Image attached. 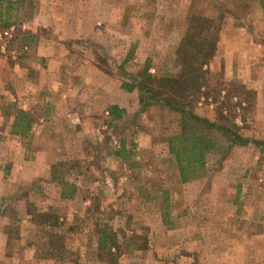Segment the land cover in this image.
Returning <instances> with one entry per match:
<instances>
[{
    "label": "rangeland",
    "instance_id": "obj_1",
    "mask_svg": "<svg viewBox=\"0 0 264 264\" xmlns=\"http://www.w3.org/2000/svg\"><path fill=\"white\" fill-rule=\"evenodd\" d=\"M195 16L217 50L193 111L219 130L183 182L180 115L122 85L177 77ZM0 32V264H264V0H0Z\"/></svg>",
    "mask_w": 264,
    "mask_h": 264
},
{
    "label": "trees",
    "instance_id": "obj_2",
    "mask_svg": "<svg viewBox=\"0 0 264 264\" xmlns=\"http://www.w3.org/2000/svg\"><path fill=\"white\" fill-rule=\"evenodd\" d=\"M10 26L6 24L5 27ZM211 20L195 16L186 35L177 50L181 64V73L175 76L156 78L145 68L140 80L123 84L124 89H137L144 96L148 106L159 105L181 117V130L168 141L169 153L174 156L183 182L195 179L194 174H204L206 157L211 149L212 140L205 130H219L217 123L200 118L193 111L205 86L206 71L204 68L214 57L217 50V36L211 31ZM113 108L110 115L115 114ZM121 112V111H120ZM122 113V112H121ZM16 125V124H15ZM231 146L241 141L238 127L231 123ZM224 129V128H222ZM125 149L122 147V152ZM122 152H119L120 156ZM63 198H68L64 195Z\"/></svg>",
    "mask_w": 264,
    "mask_h": 264
},
{
    "label": "crops",
    "instance_id": "obj_3",
    "mask_svg": "<svg viewBox=\"0 0 264 264\" xmlns=\"http://www.w3.org/2000/svg\"><path fill=\"white\" fill-rule=\"evenodd\" d=\"M53 12L56 13V10H54ZM67 12H68V15H69L70 14L69 10H66V13ZM55 13H53L52 15H50V19L47 21L46 24L44 23V26L43 25L39 26L38 23H37V26L42 27V28H47L48 27V28H51V29L52 28H56L54 25H57V23L60 22V21H56V19L58 18V15L57 14L55 15ZM36 14H37L36 16H38V11H36ZM63 16L64 17L66 16L65 11H63ZM46 17H49V16H46ZM51 17H52V20H51ZM39 18H44V16L39 17ZM86 23H87V25H90V26L92 25V23L90 21H87ZM98 25H99V23H98ZM93 29H94V31H96L95 28H93ZM88 30L90 31L89 28H88ZM55 61L56 60H51V61H49V64H52L53 63V65H55V63H56ZM81 61L82 60L80 59V62ZM64 62L67 63V60H64ZM84 63H85V66L82 67V69L80 70V72L74 73L75 76H80L81 75V77H76L74 79L75 80V83L79 82L80 80L81 81H85L87 79L90 80V75H92L93 76V79H95V80H97V79L98 80H102L103 72L100 71V69L97 67V65H96L97 62L94 63L93 61H89V62H84ZM66 65H68V64H66ZM54 70H52L53 71L52 73H51V71L48 73V75H47L48 82H52L53 80H56L57 79V76H56ZM60 86H62V85H60ZM63 89H64V92H66L64 94H66L67 97H68V92H67L66 88H63ZM115 105H117L120 109H123V107H124V106L119 105L118 103H116ZM121 111H124V110H121Z\"/></svg>",
    "mask_w": 264,
    "mask_h": 264
},
{
    "label": "built area",
    "instance_id": "obj_4",
    "mask_svg": "<svg viewBox=\"0 0 264 264\" xmlns=\"http://www.w3.org/2000/svg\"><path fill=\"white\" fill-rule=\"evenodd\" d=\"M23 29L25 30L26 27H23ZM13 30H14V26L11 27V31H13ZM7 48H8V41L6 40L5 32H0V51L2 53H6ZM24 50L27 51V48H24ZM7 53H8V51H7ZM15 54H17V53H15V52L11 53L12 56H14ZM16 58H17V55H16Z\"/></svg>",
    "mask_w": 264,
    "mask_h": 264
}]
</instances>
